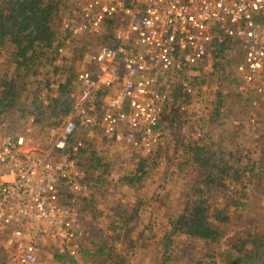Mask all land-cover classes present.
I'll list each match as a JSON object with an SVG mask.
<instances>
[{
  "label": "built area",
  "instance_id": "1",
  "mask_svg": "<svg viewBox=\"0 0 264 264\" xmlns=\"http://www.w3.org/2000/svg\"><path fill=\"white\" fill-rule=\"evenodd\" d=\"M85 40L93 44L89 66L73 72L74 90L62 96L71 73L65 53ZM228 46L241 54L236 90L252 108L256 130L264 114V0L68 1L51 49L54 73L39 87L44 112H29L17 130L0 119L1 264H37L48 245L58 255L80 256L78 206L93 195L94 167H82L87 145L79 136L99 121L105 140L150 157L168 139L160 122L174 92L203 106L198 86L219 78L217 57ZM97 94L108 96L100 115ZM49 96L66 97L69 112L46 113ZM31 104L27 96L29 111Z\"/></svg>",
  "mask_w": 264,
  "mask_h": 264
},
{
  "label": "rangeland",
  "instance_id": "2",
  "mask_svg": "<svg viewBox=\"0 0 264 264\" xmlns=\"http://www.w3.org/2000/svg\"><path fill=\"white\" fill-rule=\"evenodd\" d=\"M82 43L72 42L64 56L67 65L70 64L71 68L74 66L76 70L89 66L87 49L91 47V44L83 51L80 59H77V50L80 49ZM233 52L230 72L235 77L234 68L241 54L238 50H233ZM222 56L223 54H218L217 70L219 62H223ZM11 58L10 51L0 50V75L8 73L9 77L13 76L10 69ZM37 62L32 64V67L36 70L38 78L32 79L25 75L17 78V81L20 80L21 84H25L26 90L30 85L35 87L38 82L48 78L55 68V65L45 68L36 67ZM218 73L220 75L219 71ZM225 89L227 86L221 85L219 76L215 83L201 87L200 96L196 102L206 106L204 111L197 112L196 115L188 111L183 115L173 109L166 119L177 122L181 125V129L171 128L168 139L150 157L137 158L124 144L105 140L102 137L99 121L79 136L86 145L91 144L93 148L97 146L101 164L100 168L94 167L92 172L94 176L91 175L93 195L90 199L79 201L80 217L78 220L83 254L86 248H93L92 243L96 241L103 242L108 248H114L118 256L117 260L121 264H164L168 258L165 264H192L188 256L191 254L200 256L202 251L206 254V247L203 244L189 240L182 235L171 238L170 251L167 249L168 246L164 245V237L171 230L170 221H177L182 217V208L191 195V189L196 185L194 171L188 166L191 165L189 159L180 155L184 151L181 143L187 139L193 140L192 133L199 129L203 133V137L201 136L203 139L193 141L200 145L214 142L217 148L220 147L218 143L221 141L223 150L228 155L227 158L224 157V161H231L237 157L240 164H248L252 163L250 159L255 161L262 159L260 152L255 150L258 146L254 141L255 132L259 127L251 130L248 122L253 114L249 104L238 103L235 98L225 97L221 116L223 117L224 114L228 116L221 120L215 114L219 103L215 91L222 90L223 93H228ZM233 90L236 93L235 88ZM102 95L99 102L100 108L107 102L106 95ZM27 113L24 118L18 112L6 115L5 122L10 128L17 130L26 121L29 111ZM32 113L40 112L33 109ZM184 118H187L189 123L184 124L182 122ZM257 118L259 126H264V114L257 115ZM234 121H238L237 124ZM196 133L199 132L196 131ZM263 141L264 130L262 131V143ZM175 156L177 159H174ZM110 162L116 166L114 171L109 169ZM154 164L158 167L153 168ZM181 164L187 169L189 167V171L178 174L176 168ZM141 168L147 172L145 176L143 172L137 174ZM157 169L161 172L155 173ZM241 189L240 184H232V195L239 198ZM241 200L243 202L240 203L245 204V209L237 211L234 217L240 219L239 226L242 227L235 225V227L227 228L226 238L219 245L214 246L215 250L228 247L229 239L234 235H231L233 231L264 232V198L257 194ZM191 203H194L193 197ZM119 219H123L125 223L121 229L116 231L115 228L120 226L117 224ZM183 219H187L186 213ZM179 252L180 255H178ZM54 254L55 252L50 250L49 245L42 246L37 264H92L89 258H84L82 255L83 260L80 258L66 259L60 262L55 259ZM176 255L177 258L174 260ZM100 262H104V259Z\"/></svg>",
  "mask_w": 264,
  "mask_h": 264
},
{
  "label": "trees",
  "instance_id": "3",
  "mask_svg": "<svg viewBox=\"0 0 264 264\" xmlns=\"http://www.w3.org/2000/svg\"><path fill=\"white\" fill-rule=\"evenodd\" d=\"M68 1L70 0H0V50L10 51L12 57L10 69L13 75L12 77H9L8 73L0 75V119L5 121L6 115L16 112L24 118L29 111L24 106V99L27 96L32 98L31 107L40 112L38 114L44 112L42 107L44 102L41 99L39 87L41 83L48 82L49 78H44L35 87L30 85L27 90L25 84H21V81H17V78L22 77V75L32 79L38 78L36 70L32 67V64H35L36 61H38L36 67H53L52 61L54 59L52 58L51 49L58 30L56 26L63 10L68 7ZM82 42L80 49L77 50V59H80L79 57L82 56L89 43L86 40ZM232 48V46H228L226 50L220 53L223 54V62L218 64L221 85H226L227 89L225 91L228 92L215 91L219 101L215 114L221 120L228 116V114L221 116L225 97L228 99L235 98L238 103L246 102L243 96L238 94L236 90L237 79L230 72L232 55L234 54ZM74 71L77 70L73 66L69 77L65 80L62 96L74 90ZM202 86L203 84L198 86L196 99L200 96ZM233 88H235L236 93ZM100 95L97 94L98 105L101 100ZM173 97L174 102L166 107L164 116L171 113L173 109L184 113L181 110L182 106L185 109L193 105L187 103L189 96H184L179 90L174 92ZM46 100L49 102L46 113L49 111L51 115H57L69 112L70 101L66 97L60 99L49 96ZM177 102H180L181 105H178ZM205 108V105L198 109L192 106L191 110L186 112L191 111L193 115H196L197 112L204 111ZM33 109L29 112H32ZM46 120L47 118L44 116L42 121L46 123ZM182 122L187 124L189 120L184 118ZM236 122L238 121H234V123ZM173 127L181 129V125L177 122L162 118L160 122L161 132L170 135V129ZM258 127L259 129L256 130V137L254 138L258 147H255V150L260 152L262 159L260 161L250 159L249 161H252V163L248 164H240L237 157H234L231 161H224L223 159L227 158L228 155L223 150L221 141L218 143L220 144L218 148L215 147L214 142L203 145L195 143L193 140L200 141L203 139V133L199 129L194 131L199 132V138L194 137L193 132V140L187 139V141L181 143L184 151L180 155H184L185 158L189 159L191 165L188 166L194 171L196 185L191 189V195L184 208H182V217L177 221H170L171 230L164 237V245L168 246L169 251L171 249V238L182 235L206 247V254L202 251L200 256H198L199 254L188 256L192 264H264V232L244 233L233 231L231 235H234L229 239L226 249L215 250L214 247L226 238L227 228L240 225V219H237L234 215L242 208L245 209V204L240 203L243 202L242 198L251 195L256 196L257 194L264 198V141L262 143L264 126L258 125ZM200 129H203V127H200ZM89 147L87 145L85 150H89L92 154L93 152ZM174 159H177V156ZM88 162L91 168L101 167L99 157L98 160L90 158ZM152 166L153 168L158 167L157 164ZM90 167L87 168L90 169ZM189 167L187 169L185 165L181 164L176 168V172L178 174L186 173L189 171ZM142 172L143 176L147 174L142 168L137 171V174ZM232 184L241 185L239 198L232 195ZM192 197L194 198L193 204L191 203ZM185 213L187 214L186 220L183 219ZM123 223H125L124 220L119 219L117 224L120 226L115 228L116 231L122 228ZM92 244L94 247L86 248L84 254L81 250V255L84 258H89L92 264H110L114 262V264H121L117 260L118 256L114 248H108L101 241ZM81 255L75 259H70L65 255L55 253L54 257L57 261L62 262L66 259L77 260L80 258V260H83L84 258ZM178 255H180V252ZM176 258L177 255L174 260ZM103 259L104 262H100ZM167 260L169 258L164 261V264Z\"/></svg>",
  "mask_w": 264,
  "mask_h": 264
},
{
  "label": "crops",
  "instance_id": "4",
  "mask_svg": "<svg viewBox=\"0 0 264 264\" xmlns=\"http://www.w3.org/2000/svg\"><path fill=\"white\" fill-rule=\"evenodd\" d=\"M63 15V14H62ZM61 15V16H62ZM56 29H58V24H57V26H56ZM86 41H89V40H86ZM89 44H91L92 45V42H90L89 41V43H88V45ZM87 45V46H88ZM86 46V47H87ZM89 48V47H88ZM97 48V46L95 45L94 46V50ZM54 70H55V68H54ZM54 70H53V72H52V74L54 73ZM51 74V75H52ZM50 75V76H51ZM49 78V77H48ZM107 98H108V96H107ZM102 111H103V109L102 108H99V111H98V114L100 115V114H102ZM84 142V141H83ZM85 143V142H84ZM96 143V142H95ZM86 144V143H85ZM117 145V144H116ZM89 149L93 152L92 154H90V152H89V150H84L83 151V159H84V163L82 164V167L83 168H86V169H88L87 167H90V163L88 162V159H90V158H93L94 160H98V157H99V150H98V148H97V146H95V148H93V146L91 145V144H89ZM115 152V151H114ZM85 153V154H84ZM118 154H119V152H117ZM133 155V154H132ZM87 159V160H86ZM109 166V169L110 170H113L114 171V169L116 168V166L112 163V162H110V164L108 165ZM91 168V167H90Z\"/></svg>",
  "mask_w": 264,
  "mask_h": 264
}]
</instances>
